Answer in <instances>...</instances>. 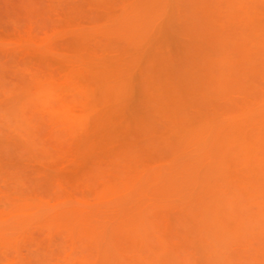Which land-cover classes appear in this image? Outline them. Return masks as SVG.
I'll return each mask as SVG.
<instances>
[{
	"label": "rangeland",
	"instance_id": "rangeland-1",
	"mask_svg": "<svg viewBox=\"0 0 264 264\" xmlns=\"http://www.w3.org/2000/svg\"><path fill=\"white\" fill-rule=\"evenodd\" d=\"M0 264H264V0H0Z\"/></svg>",
	"mask_w": 264,
	"mask_h": 264
}]
</instances>
